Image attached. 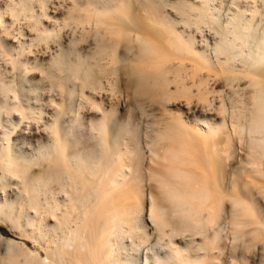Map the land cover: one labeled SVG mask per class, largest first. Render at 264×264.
Here are the masks:
<instances>
[{
    "label": "bare ground",
    "instance_id": "bare-ground-1",
    "mask_svg": "<svg viewBox=\"0 0 264 264\" xmlns=\"http://www.w3.org/2000/svg\"><path fill=\"white\" fill-rule=\"evenodd\" d=\"M240 2L0 0V219L34 244L0 239V264H140L143 246V264H249L254 251L252 263L264 264V0ZM120 71L131 89L162 101L190 95V78L209 105L220 90L205 77H220L230 109L218 92L219 124L174 113L153 123L146 168L140 130L112 124V99L106 106ZM39 124L45 137L25 149L21 136ZM232 135L244 157L231 176L234 150L222 141ZM145 180L158 197L145 195Z\"/></svg>",
    "mask_w": 264,
    "mask_h": 264
},
{
    "label": "rangeland",
    "instance_id": "rangeland-1",
    "mask_svg": "<svg viewBox=\"0 0 264 264\" xmlns=\"http://www.w3.org/2000/svg\"><path fill=\"white\" fill-rule=\"evenodd\" d=\"M236 1H241L240 2L241 5H244L245 1L252 2V0H236ZM242 2H243V4H242ZM229 4L230 3L228 2V5ZM48 5H49V7L51 6L50 7L51 10L48 9V12L50 13V15H52L53 12H54L53 15H55L56 18H61V12H56L55 11V7L56 6L55 5H51V4H48ZM52 6L54 7V9L52 8ZM166 8H167L168 11L170 10L168 7H166ZM135 11L139 12L140 15H141V13H143L142 10H141V7L139 5H136V10ZM144 15H145V13H144ZM65 31H67V33H68L69 29H64V32ZM203 34L207 38L208 44L210 46H212L213 42H214V40H213L214 36L212 35V32L208 31V29H204ZM194 36H195V44H196L195 47L197 49H199V50H203V49L205 50V48H206V44L205 43L206 42L202 41L201 34L195 33ZM49 53H51V51L45 52L44 56L43 55L42 56L38 55V56H40V59H42V64H43L44 67H47L46 62L48 61V57L50 55ZM186 65H188L187 62H186ZM122 68L124 69L123 65H122ZM122 68H121V70H122ZM34 71L37 72V73H33L34 75L32 74V76H30V77L34 78L33 79L34 83H36L37 80L40 79L39 76H40L41 73L38 70H34ZM121 72H124V71H120L119 74H121ZM212 76L213 75L208 76L209 78L205 77V78H207V86L209 85L210 87L209 86L208 87L209 88L212 87V89H214L215 91H217V90H220V91H217V92L212 93V94L210 93V96L212 95V97L209 96L210 100H212V98H214L211 101V103L212 102L213 103L210 104V105L206 104L205 102L203 104V101L199 98L200 96L197 97V92H196L197 91L196 90L197 87H196V85L194 83V80H192L190 78L186 79L187 85H189L190 88H191L190 95H182V96L179 95V94H176L174 96L171 95L169 98H167L166 100L162 101V100H160V98L158 99L156 97L157 99H153L151 96H148V95H145V94H141L138 90L135 91V89L133 87L131 89V86H130L129 81H128V77L125 76V74L122 73L121 75H119V79H118V83H119L118 84L119 85L118 89H119V91L117 93V96L115 98H110V96H108L110 93H108V92L106 93V95L108 94L107 96L104 95L105 99L107 101L106 102V106L109 107L110 105H112L109 108H111V107L113 108L114 107L113 108L114 109V113H113L114 115L111 118L112 124L114 122L115 125L120 124L122 126H128V127H131V128L135 127V128H138V131L140 130L139 131L140 134L138 133L139 134L138 141L140 140L139 144L141 145L140 148L142 150V156H143L142 162H143L144 167L147 168V167L150 166V163L152 164V162L150 160V158H151V154L149 153L150 150H148L149 147H147V146H149L147 144L149 142V139L145 136L146 135L145 133L149 132L150 126H155V125H153V123L159 122L158 125H162V124H164V123H166L167 121L170 120L169 114L173 115V113H174V115H176V114L177 115L178 114L182 115L183 114V117L185 119L187 118V121L190 122L191 124H195L197 122V120H201L202 121L203 119H207V120H209V122L211 121L213 123L214 122L215 123H218V122L220 123L221 122V119H222L223 115L221 113V103L219 101L220 99H219L217 94H219L218 92H220L224 96L225 105L229 109H230V105H229L230 104L229 103L230 100L229 99H230V96L232 94H231L229 88L224 85V82H223V80L220 77H214V76L212 77ZM127 82H128V84H127ZM43 86L46 88L45 84ZM168 86H169L168 87L169 91L174 90L176 88L175 84H170ZM133 89H134V91H133ZM194 93L196 94V96H195ZM104 94H105V92H104ZM46 96L47 95L42 96V97H44V99H45ZM190 96H191V98H190ZM227 96L229 97L228 99H227ZM186 97H187V99H185ZM33 101H34L33 99L30 100V102H33ZM109 101H110V103H109ZM161 101H162V103H161ZM107 103H109L110 105H108ZM32 105H35V104L32 103ZM138 105H139V107H138ZM140 106L144 107V109H145L144 113H143V111L141 109H139ZM94 112L88 113L87 116H92V115L94 116L95 115L96 117H100V115H101L100 112H97V111H96V113H94ZM163 121H165V122L162 123ZM120 125H118V126H120ZM200 126H201V124H200ZM25 131H26V133L23 134L21 137L24 136V138H25L24 141L25 142H29V144L24 145V147H25V149L31 147V151H33L35 149V147H36V144H38L39 141L43 140V137H45V132L43 131V127L40 126V124L38 125V128L36 126H33L32 129L25 130ZM41 131H43V132H41ZM81 138H82V140L84 139L83 141H85V142H87V141L90 142L89 141L90 139L87 138V135H83ZM230 138H232V140H231V142L229 144H227L226 143L227 139L225 140V138L223 136L224 140L222 141V144L225 145V146L222 145V148H227L228 147V148H231L232 150H234L233 156H231L232 158L229 157L226 160V162H227V168L226 169L228 170V172L232 176L233 171L235 170L234 167H236V166L238 167L241 158L244 157V150H243V146H242L241 142H239L237 140L235 135H232V137L230 136ZM156 167L157 166H155V168ZM40 169H41L40 167L36 166V167L32 168V171H33V173L38 174V173L42 172ZM151 184H154V182H152V181L148 182L146 180L144 181L145 195L148 197V195L146 193H147L148 190L151 189L152 190L151 192H153L154 195L156 197H158L157 189L154 188L153 186L149 187V185H151ZM17 191H18V189H17V187L14 184L9 186V188H7V193H6L7 194L6 195L7 198H9L10 200L11 199H15V197L18 198V195L16 194ZM147 197H145V201H144V209H143L144 211L142 213V218H143V220H144V222L146 224L147 230L152 234L154 225L152 224V222L150 221L151 219L149 218V211H148V209H149V199ZM18 235L19 234L16 231H14L12 228H10V226L7 223L3 222L0 219V239L2 241H5L6 240L5 238H10V239L14 240L15 242L24 241L25 243H27V245L29 247H31V248L34 247V244H33V242H31V240H29L27 238L20 237ZM152 236L150 237V239L148 241V244H149V242L152 241ZM195 239H196V241L197 240L199 241L200 238H195ZM183 243H184V241H183ZM2 247H3V245H2ZM2 247H0V248H2ZM147 247L148 246H143L141 249H139L140 252L138 250V259H139V263L140 264L141 263L143 264V261H142L143 260V254L146 252ZM253 254H254V258L253 259L252 258L249 259V264H254L252 262L255 259V251L253 252ZM251 256H252V253H251ZM224 257H226L227 260ZM224 257H223V259L225 261L230 262L228 260V258H229L228 254L225 255ZM255 260H257V259H255ZM255 260H254V262H255ZM224 263L225 262H223V264Z\"/></svg>",
    "mask_w": 264,
    "mask_h": 264
}]
</instances>
